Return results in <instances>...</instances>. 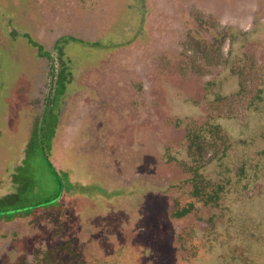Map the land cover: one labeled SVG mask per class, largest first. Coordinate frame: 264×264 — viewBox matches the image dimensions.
Listing matches in <instances>:
<instances>
[{"label": "rangeland", "instance_id": "1", "mask_svg": "<svg viewBox=\"0 0 264 264\" xmlns=\"http://www.w3.org/2000/svg\"><path fill=\"white\" fill-rule=\"evenodd\" d=\"M0 264H264V0H0Z\"/></svg>", "mask_w": 264, "mask_h": 264}, {"label": "trees", "instance_id": "2", "mask_svg": "<svg viewBox=\"0 0 264 264\" xmlns=\"http://www.w3.org/2000/svg\"><path fill=\"white\" fill-rule=\"evenodd\" d=\"M209 134L211 135V138L213 140V138H221L220 137V134H219V128L217 126H212L210 131H209ZM198 135L195 133L194 135H192L191 137H188V140H189V145H188V149H189V156L192 158V160H196V156L197 157H200V155L198 154L200 152V149L199 152L197 151V149L195 148L196 147V140ZM211 140V141H212ZM210 141V142H211ZM210 142H207L206 145H211ZM206 142H204L205 144ZM197 165L193 166V165H188L186 167L187 171L192 175V181L194 183V189H193V197H198L199 194H200V190H199V185L201 184L202 181H204L201 177V175L199 174L198 170H199V167L200 165H198L197 162H195ZM51 167V165H50ZM206 183V182H205ZM188 211L186 209H183V211H180L178 213H176V217H181V216H184Z\"/></svg>", "mask_w": 264, "mask_h": 264}, {"label": "flooded vegetation", "instance_id": "3", "mask_svg": "<svg viewBox=\"0 0 264 264\" xmlns=\"http://www.w3.org/2000/svg\"><path fill=\"white\" fill-rule=\"evenodd\" d=\"M52 105V104H51Z\"/></svg>", "mask_w": 264, "mask_h": 264}]
</instances>
